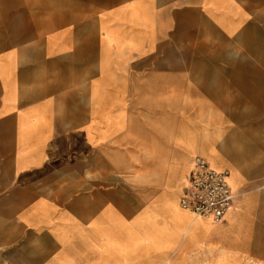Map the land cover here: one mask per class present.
I'll return each mask as SVG.
<instances>
[{
  "label": "crops",
  "instance_id": "crops-1",
  "mask_svg": "<svg viewBox=\"0 0 264 264\" xmlns=\"http://www.w3.org/2000/svg\"><path fill=\"white\" fill-rule=\"evenodd\" d=\"M0 264H264V0H0Z\"/></svg>",
  "mask_w": 264,
  "mask_h": 264
},
{
  "label": "built area",
  "instance_id": "built-area-1",
  "mask_svg": "<svg viewBox=\"0 0 264 264\" xmlns=\"http://www.w3.org/2000/svg\"><path fill=\"white\" fill-rule=\"evenodd\" d=\"M185 192L180 196L183 208L219 222L233 205L235 194L231 191L226 171L215 169L201 156H195Z\"/></svg>",
  "mask_w": 264,
  "mask_h": 264
}]
</instances>
